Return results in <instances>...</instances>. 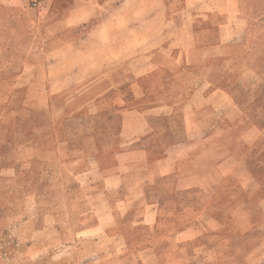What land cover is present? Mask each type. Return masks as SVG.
Instances as JSON below:
<instances>
[{"label":"rangeland","instance_id":"1","mask_svg":"<svg viewBox=\"0 0 264 264\" xmlns=\"http://www.w3.org/2000/svg\"><path fill=\"white\" fill-rule=\"evenodd\" d=\"M87 1L55 0L47 20L40 27L33 59L43 58L49 64L45 110L27 115L21 83L17 85L13 101L0 106L1 174H4L3 164L12 162L15 146L30 139L39 126L53 129L56 140L66 138L73 144H84L88 153L94 151L91 140L95 138L100 155L103 153L104 165L114 151L127 149V137L134 138V145L138 147L157 143L162 146L150 148L149 159H158L161 152L166 154L163 146L181 138V132L174 129L175 122H168L166 115L175 104L193 93L195 83L170 94L162 87L161 73H156L149 64L151 53L167 46L170 25L167 26V16L161 13H164V6L158 5V16H145L146 3L150 0H110L102 8L97 6L93 9L95 13L81 21L88 13L80 5L91 4ZM236 2L242 15L237 16V20L225 16H198L193 17L192 24L199 29L210 27L200 31L209 34V37L197 36L200 43L216 39L215 25L219 21H222V34L227 37L237 34L241 39L242 44L229 47V51H233L232 59L240 57L242 63L231 69L229 76L235 78L220 84L227 87L243 109L239 127L227 135L232 145L228 156L239 163L225 162L227 154L218 148L211 150L210 160L206 155L193 163L188 162L200 151V145L187 149L176 165L167 159L163 164L167 173L144 187L140 203L148 208H138L133 223L128 220L127 213L122 218L116 214L117 206L113 201L121 192L113 188L100 205L101 213L106 214L97 223L99 241L81 240L77 244L79 253L71 251L68 254L70 264L77 256H83L82 253H93L95 257L83 260L78 257L79 264H264V214L260 213L257 218L254 210L255 201L264 197V0ZM67 13L73 15L71 20H66ZM174 20L180 22L179 16H174ZM179 57L181 62H186L184 50ZM231 65L224 64L223 70ZM108 69H111L110 74ZM214 73L211 74L214 76ZM108 76L113 85L109 84ZM133 81H138L147 102L129 117L127 113H120L115 102L117 98L130 96L128 85ZM10 110L19 115L8 127L5 119ZM185 123L186 127L190 126L188 118ZM147 124L151 129L141 140L136 132ZM248 125L254 127L253 143H237L235 131ZM121 158L126 159L124 168L127 170V151ZM222 158L221 167L214 165ZM141 167L142 163L132 164L129 170ZM30 170L37 176L34 184L29 183L33 175L25 168L19 174L24 172L28 176L25 180L18 178V182H7L0 179V191L8 192L5 197L15 201L18 198L19 205H23L25 196L36 189L49 196L51 203L45 204L51 205L46 206L57 205L58 201L64 205L63 190H60L64 182V188L74 190L67 198V205L75 208L72 223L79 224L81 211L89 213L92 200L86 194L99 189L97 184L76 188L75 181L67 174L62 180L57 179V166H52L51 172L47 165H36V170ZM5 197L0 196L1 203ZM243 202L249 208L253 225L248 222L240 226L247 222L244 214H232L234 208L240 211ZM261 203L264 204V199ZM126 208L127 202L119 205L121 211ZM7 209L0 225V264H54L50 259L30 262L21 253L8 219L10 205L4 211ZM68 235H71L69 231L62 230L63 240H67Z\"/></svg>","mask_w":264,"mask_h":264},{"label":"crops","instance_id":"2","mask_svg":"<svg viewBox=\"0 0 264 264\" xmlns=\"http://www.w3.org/2000/svg\"><path fill=\"white\" fill-rule=\"evenodd\" d=\"M129 1L132 0H127V2ZM236 1L150 0L146 3L148 9L144 12L145 16H158V5L161 4L165 8L164 13L161 12L162 16H167V26L170 25V29L168 28L167 31L166 49L153 51L149 56L150 67L156 73L157 71L161 73L160 82H162L164 91L171 94L185 90L193 83L196 86L193 93L175 104L171 108V112L166 115V119L170 120L168 122H175V131L181 132L180 139L163 146L166 154L161 152L158 159H149L148 150L150 148L159 149L162 146L156 142L155 145L143 143L144 145L138 147L134 145V138L127 137V149L122 148V152L114 151L109 162L104 165L101 159L103 153L100 155L99 144L95 138L91 140V147L94 151L88 153L84 144H73L66 138L56 140L53 129L45 126L35 128L30 139L15 146L12 162L3 164L4 174L0 173L1 180L7 182H18V178L25 180L28 176L24 175V172L19 175L21 170L25 168L33 175L29 183L34 184V179L36 180L37 176L30 169L36 170V165H47L50 172L52 166H57L59 170L57 179L62 180L67 174L71 181H75L76 185L74 186L76 188L92 186L93 184L99 186V189L86 194V197L92 200L88 210L91 214L84 210L81 211L79 213L81 217H78V225L72 223V216L75 212L74 206L67 205L68 195L74 190L70 191L67 190L68 188H64V182L61 183L60 189L63 190L61 196L64 198V205L58 201L57 205L46 206L51 205L45 204L51 203L49 196L46 192L41 194L36 189L25 196L23 205H19L18 198L16 201L11 200L5 197L8 192L0 191V196L5 197L4 201L0 202V225L4 222V212L7 213L9 210L4 211L5 207L10 205L11 216L8 219L14 228L13 238L28 261L36 262L41 259H46V261L50 259L54 261V264H70L68 254L71 251L79 253L77 244L81 240H89L93 243L96 240L99 241L97 223H100L101 218L106 214L105 212L101 213L100 205L102 201H105L102 198H107L113 188V191L119 190L121 192L113 201L117 206L116 214L122 218L123 214L127 213L128 220L133 223L134 216L139 211L138 208H148L147 205L140 203L142 202L140 197L144 195V187L155 181L157 177L167 173L163 167L167 159L170 158L172 163L176 165L178 159L184 156L187 149L197 145L201 146L200 151L194 154L192 159H188L190 163L200 157L205 158L206 155L210 160L211 154L213 155L211 150L216 148L225 150L227 154L224 159L225 162L239 163L236 158L228 156V150L232 145L230 144L231 139L227 135L239 127L243 119V109L233 95L229 93L227 87L220 84H223L226 79L234 77L229 76L231 69L242 63L240 57H235L233 60V51H229V47L240 46L242 44L241 39L237 34H231L228 36L229 38L222 34L220 29L222 21H219L215 25L216 39L211 42L200 43L197 36L209 37L207 32L200 31L210 27L199 29L192 24L193 17L198 16H225L226 19L233 20V17L234 20H237V16L242 15ZM54 2L55 0H42L37 6L31 7L27 0H0V106L4 105L5 102L7 104L9 101H13L17 85L21 83V95L26 101L27 109L25 110L28 116L32 114V111H44L47 107L46 94L48 93L47 83L49 81L47 68L49 64L43 58L34 60L33 53L38 48L36 39L41 35L40 27L47 20V15ZM87 2H91V4L80 5V8L88 13V16L81 18V21L95 13L93 9L97 6L102 8L110 0H89ZM153 10L156 12L153 13ZM66 16H69L67 21L73 18V15L69 13ZM174 16H179L180 22L174 20ZM204 21L206 22L205 19ZM183 50L186 53V62H181L179 59ZM228 62L232 64L231 68L223 70V65L228 64ZM110 70L108 69L107 73L110 74ZM211 73H214V76ZM108 81L109 84L111 83L110 85L114 84V82L112 84L109 76ZM128 87L131 91L130 96L117 98L115 104H117L120 113H127V116L130 117L141 108V104L147 102V98L144 91L139 87L138 81L129 83ZM18 115L17 112L11 110L6 113L7 119L5 121L8 127ZM186 118L190 121L189 127L185 126ZM253 128L248 125L242 128L243 130L235 131L237 143L251 144ZM150 129L149 125L139 127L136 134L141 136L140 139L143 140ZM249 135L250 138H248ZM126 151L127 170L124 168V166L126 167L124 162L126 159L121 158ZM223 158L214 165L221 167L224 163ZM138 163H142L141 168L129 170V166ZM126 180L127 184H125ZM114 181L117 184L112 185L111 183ZM206 184L208 185V183ZM12 189L10 191H13ZM263 199L255 201L254 210L257 218H259L260 213L264 214V204L261 203ZM124 202H127V208L121 211L119 205ZM239 209L240 211L238 208L232 209V214L241 212L247 219V222H243L240 226L246 225L245 223L248 222L253 225L249 208L246 207L245 202L241 204ZM139 220L142 221L141 216ZM62 230L71 233L67 236V240H63ZM82 255L81 257L77 256V259H74L71 264H79V259L95 257L93 253H82Z\"/></svg>","mask_w":264,"mask_h":264},{"label":"built area","instance_id":"3","mask_svg":"<svg viewBox=\"0 0 264 264\" xmlns=\"http://www.w3.org/2000/svg\"><path fill=\"white\" fill-rule=\"evenodd\" d=\"M28 5L33 7V6H37L38 4H40L42 2V0H27Z\"/></svg>","mask_w":264,"mask_h":264}]
</instances>
